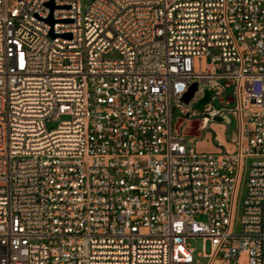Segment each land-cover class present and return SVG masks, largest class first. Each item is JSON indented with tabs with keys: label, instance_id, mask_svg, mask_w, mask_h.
Instances as JSON below:
<instances>
[{
	"label": "built area",
	"instance_id": "built-area-1",
	"mask_svg": "<svg viewBox=\"0 0 264 264\" xmlns=\"http://www.w3.org/2000/svg\"><path fill=\"white\" fill-rule=\"evenodd\" d=\"M0 264H264V0H0Z\"/></svg>",
	"mask_w": 264,
	"mask_h": 264
},
{
	"label": "rangeland",
	"instance_id": "rangeland-1",
	"mask_svg": "<svg viewBox=\"0 0 264 264\" xmlns=\"http://www.w3.org/2000/svg\"><path fill=\"white\" fill-rule=\"evenodd\" d=\"M115 54L112 53V56H114ZM229 96V95H232L231 93V89L228 90V92H226V96ZM193 105V104H192ZM192 105L188 106V111H191L192 110ZM187 111V112H188ZM190 120H188V122L186 123H189V126H191L190 129H188V134L189 136H197L199 138L201 137H204L206 135V132L209 131V132H214L215 136H217L218 134V131L217 129L215 128L214 124L216 122V119L215 120H212V121H209V124H208V127L207 128H200L201 127V120H202V115H193L191 116V118H189ZM227 124V125H226ZM224 124L226 126V129H225V132H226V136L227 138L230 140L233 136H234V133H235V129H236V121L233 119L231 123H226ZM49 128H54L57 126V122L53 121V122H50L48 124ZM215 142L218 146H220L216 140V137H215ZM197 145L199 146V144L197 143ZM233 145V143H232ZM227 148V145H225V149ZM253 159L249 158L247 159V170H246V174L248 173V167L250 165V162L252 161ZM246 176H245V179H244V182H243V186L241 187L240 189V195H239V201H240V205H239V212L237 214V217H236V230L237 231H240L241 229V212H242V202H243V199L245 197V194H246ZM190 243L192 244V246H194L196 248V253L200 252L202 250V244H203V240L202 238H196V239H192L190 240ZM207 251L209 252L210 251V243L207 242ZM197 256V255H196Z\"/></svg>",
	"mask_w": 264,
	"mask_h": 264
},
{
	"label": "water",
	"instance_id": "water-1",
	"mask_svg": "<svg viewBox=\"0 0 264 264\" xmlns=\"http://www.w3.org/2000/svg\"><path fill=\"white\" fill-rule=\"evenodd\" d=\"M48 5L51 7L53 10L55 8V4L53 1L49 2ZM48 21L53 25L55 23V20L53 16L51 15L48 18ZM53 36L55 34L53 31L51 32ZM70 36V34L66 35ZM197 90V85L193 84L188 92H186L182 98L183 102L188 104L191 99L194 97L195 91ZM219 94L218 90H210L206 89L205 93L202 98H200L196 103L192 105V110L188 111L185 115L183 114V110L179 108V106L175 105L173 107V115H174V123L178 121L179 118L182 117H188L190 114L193 115H202L205 111L208 110V108H211L212 105L214 104L218 109L221 107H229V104H227L225 101H220L218 98L212 99L214 95ZM205 122H208L209 116L206 114L204 115ZM216 121L218 122H223V123H231V113H226V112H221L216 116ZM234 140V139H232ZM220 146H225V144L220 141L218 142ZM227 151H231L230 149L226 148Z\"/></svg>",
	"mask_w": 264,
	"mask_h": 264
},
{
	"label": "crops",
	"instance_id": "crops-1",
	"mask_svg": "<svg viewBox=\"0 0 264 264\" xmlns=\"http://www.w3.org/2000/svg\"><path fill=\"white\" fill-rule=\"evenodd\" d=\"M224 124L226 123L216 121L214 126L218 131L217 136H215L214 132L207 131L204 137L199 138L197 142L199 144L198 147L207 151H217V150L225 149V146H218L216 144L215 142V137H216L217 142L222 141L225 145H227L228 149L232 150L233 138H231L230 140L227 138L225 132L226 126Z\"/></svg>",
	"mask_w": 264,
	"mask_h": 264
},
{
	"label": "flooded vegetation",
	"instance_id": "flooded-vegetation-1",
	"mask_svg": "<svg viewBox=\"0 0 264 264\" xmlns=\"http://www.w3.org/2000/svg\"><path fill=\"white\" fill-rule=\"evenodd\" d=\"M218 99H219L220 101H225V100H226L224 95L221 96V97L218 98ZM232 100H233V96H232V95H229V96L227 97L226 103L228 104L229 101H232ZM233 119L236 121V129H235L234 136H233L232 138H234V137L236 136V131H237V120H236L235 116H234L233 114H231V122H232ZM226 125H227V124H226Z\"/></svg>",
	"mask_w": 264,
	"mask_h": 264
}]
</instances>
